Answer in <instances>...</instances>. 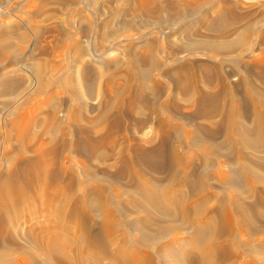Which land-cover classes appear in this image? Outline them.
<instances>
[{"label": "bare ground", "instance_id": "1", "mask_svg": "<svg viewBox=\"0 0 264 264\" xmlns=\"http://www.w3.org/2000/svg\"><path fill=\"white\" fill-rule=\"evenodd\" d=\"M73 1L83 5L78 14L90 10L97 18L93 30L102 42L120 39V59H100L88 46L71 44L75 139L67 154L42 143L27 146V117L10 123L17 151L0 147V264H264V190L256 189L264 187V158L257 156L264 155V87L255 97L238 93L225 67L238 64L233 55L239 50L253 54L258 45L261 54L249 73L264 85V12L251 18L230 0ZM26 8L38 18L40 0ZM11 23L0 27V61L21 62L18 50L28 35H18L20 24ZM142 29L165 35L169 59L201 51L221 56L220 64L182 61L162 85L152 77L160 70L154 42L135 51L121 46ZM100 82L104 109L86 120L92 128L80 127L85 96L79 85L93 102ZM218 85L220 93H206ZM23 87L20 78H0L3 96L21 95ZM141 107L151 108L156 121L132 117ZM97 108L90 103V112ZM215 120L214 129L194 123ZM173 122L192 128L183 140L174 137L180 125ZM47 152L59 157L57 164L44 162ZM28 153L33 158L27 160ZM94 161L105 167L94 173Z\"/></svg>", "mask_w": 264, "mask_h": 264}, {"label": "rangeland", "instance_id": "2", "mask_svg": "<svg viewBox=\"0 0 264 264\" xmlns=\"http://www.w3.org/2000/svg\"><path fill=\"white\" fill-rule=\"evenodd\" d=\"M31 1L32 0H0V9L2 10L0 11V27L7 29L6 26H9L10 23L13 22V25L19 26L20 24L19 28H16L15 30L18 35L22 33H26L28 35L26 42L21 45L18 50V52L22 55L21 56L19 54L21 59H23L21 60V62H14L15 59L13 57L6 58L0 61V78L6 76L9 79L10 77L13 79L20 78L24 81V87L19 93L21 95H18L17 93L15 95L13 94L12 96H3L0 88V147H3V151L6 153H9L11 155L16 154L17 144L16 141L13 138L11 139L10 137L11 133L13 132L12 130H10V123L21 115L23 117H27L25 119L30 121V128L25 134V143L27 146L34 147L35 144L38 145L42 143L45 144L46 147L50 150L55 149V151H58V154H67V150L69 147L66 148V146L75 139V126H72L69 121L70 115L74 114L75 110L73 107L75 96L71 93L72 91L70 92L69 89L72 88V86L68 82L69 78H71L72 68L73 66H75L73 59L74 56L72 53L73 48L71 49V44L77 41L82 46H88L90 51H95V53L97 52L96 54L98 58L107 60L109 59L110 62H114V60L117 61L118 59H120V52L117 51V49L119 48L118 44H120V39L110 42H102V39H100L99 36H95L93 30V26L97 18H95L90 10H85L84 12H82V15L81 13L78 14L77 10H83V5L80 4V6H77L75 5L73 0H40V8L37 9V12L38 10H40V13H38V18L33 16L35 10L26 8V6ZM77 1L79 2V0ZM230 1L232 5L234 4V6H236L239 12H242V10H244L242 13L245 12L253 14L251 18L261 13V11L264 12V9L261 8L264 5V0ZM237 5L240 7L238 8ZM98 6L100 5L98 4ZM101 12L103 13V15H107L105 14L107 13V9H105V7L102 8ZM30 16L33 17L34 22ZM27 21L28 23L30 21V25H23V23L25 22L27 24ZM10 26H12V23ZM263 26L264 22L262 27ZM111 29H115V23L113 24ZM148 31V29L140 30L141 33L132 31V34H134V36L126 37V39L121 42V46L128 47L130 49L133 48L132 51H135L137 47H141L144 44L154 42L156 46V56H154L157 59L160 70L155 71L152 77L156 78L162 85H165L167 81L169 82L165 74L175 67L179 66L181 64L180 62L182 61V63L184 64H191L193 62L220 64L219 60L221 56L219 57L209 54L206 55L207 53L201 51L194 53V55L188 56L186 54H181L177 57V59H169L168 56L163 53L165 50L163 45L167 41L165 35H163L162 32L160 33V31L158 30H153L149 34L145 35V33H147ZM203 36L208 35L203 34ZM235 38L237 37H234V39ZM254 41L252 43H254ZM130 45L132 46V48ZM246 47H249V45H246ZM254 48L256 51L253 54L251 52L247 53L239 50V53L233 55V57L235 58V63H238V67L233 63H227L225 67L226 69H228V72L231 71L233 73V75L230 77V80L232 81V84L234 86V88L232 89L236 90L240 94L242 92L244 93L247 90L249 94L251 93V95H254L255 97L257 96V89L263 88L264 85L260 80L256 79V77L250 75L249 73V70L256 66V64L254 63V59H256L261 54L260 49H258V45H255ZM249 49L253 48L250 47ZM102 52H104L105 54ZM82 58H86V56ZM87 60H89V57H87ZM37 67L43 68L40 75H35V70H37ZM91 68L95 69L96 67L94 68V66H91ZM82 88L83 87L79 85L78 91H81L85 96L84 97L82 95L85 98L83 109L84 112L82 111V115L85 119H82V122L79 123V126H87L92 128V125L87 124L86 120H88V118L89 120L92 118H97L100 112L103 111L104 104L102 100L104 97V91L102 83L100 82L98 91L95 92V95L93 97L95 100L92 102V100L89 99L88 95ZM204 89L206 88L204 87ZM220 92L221 85L213 87L212 89H206V93L209 95H214ZM146 96L150 97L151 99L156 97L150 92L147 93ZM168 97L170 96L166 94L163 98ZM229 98L230 96L229 94H227L224 100H229ZM175 100L179 105L183 106L185 104L184 94H176ZM90 103H93L94 107H98L95 112H90ZM141 112L142 113L140 115L137 114L136 116L133 114L132 117L144 119L152 118V121H156L155 117L157 115L153 113V110L151 108L141 107ZM117 114V112H114L111 116V119L115 120L118 117ZM157 114L159 115V113ZM191 114L192 112H186V116H189ZM194 123L198 124V126L201 127L204 126L213 129L215 127H218V120H215L213 122L198 121ZM173 124L178 126L180 125V130L178 131V133L180 132V134H176L174 135V137H177L181 140H183L182 135L186 133L185 131L192 129L188 125L184 126L183 122H173ZM62 127L63 131L61 130ZM3 136L5 138L4 141ZM119 144H125L124 140H120ZM49 154L50 153L47 152V154L44 156V162H48L49 165H51V162L57 164L59 157L57 156V158L55 159V157L52 155L50 158ZM258 155L259 157L264 158V155L262 153L257 154V156ZM33 156V153H28L26 154L25 158L28 160L33 158ZM211 157L212 156L209 155V157L207 156V159L209 158V160H216L215 158ZM100 164L101 163H99V161L92 162L91 167L94 173L105 167L104 165ZM51 168H53V166ZM128 182V180H125L122 182V185L126 186ZM103 186L105 187H103L104 189L110 190L108 184ZM262 187L263 186H260L259 188L258 186L256 189L264 190V187ZM213 190L215 191L217 190V188H214ZM252 199L253 198H250L249 200V198H247V202H251L252 204L255 200L253 199L252 201ZM126 200L128 199L123 200L124 205L127 204ZM125 207L128 208L127 205H125ZM242 240L244 243H246L245 238H242ZM261 258L264 259V256H262Z\"/></svg>", "mask_w": 264, "mask_h": 264}]
</instances>
